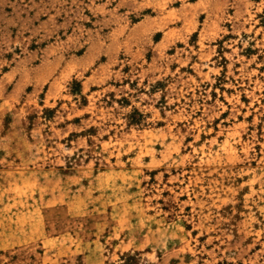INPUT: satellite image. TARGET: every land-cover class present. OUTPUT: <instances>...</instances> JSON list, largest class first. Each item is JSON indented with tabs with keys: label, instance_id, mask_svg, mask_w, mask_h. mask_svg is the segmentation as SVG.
<instances>
[{
	"label": "rangeland",
	"instance_id": "rangeland-1",
	"mask_svg": "<svg viewBox=\"0 0 264 264\" xmlns=\"http://www.w3.org/2000/svg\"><path fill=\"white\" fill-rule=\"evenodd\" d=\"M0 264H264V0H0Z\"/></svg>",
	"mask_w": 264,
	"mask_h": 264
}]
</instances>
